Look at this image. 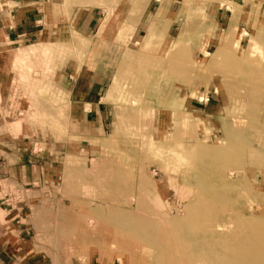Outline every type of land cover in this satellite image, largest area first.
Here are the masks:
<instances>
[{
    "label": "rangeland",
    "instance_id": "1",
    "mask_svg": "<svg viewBox=\"0 0 264 264\" xmlns=\"http://www.w3.org/2000/svg\"><path fill=\"white\" fill-rule=\"evenodd\" d=\"M41 11L47 37L14 60L24 95L0 117V264L161 263L124 215L162 235L173 264H209L195 215L224 237L235 219L264 220V0H49ZM62 72L94 73L107 132L72 126ZM203 90L215 92L205 104ZM214 191L228 203L199 207Z\"/></svg>",
    "mask_w": 264,
    "mask_h": 264
},
{
    "label": "crops",
    "instance_id": "2",
    "mask_svg": "<svg viewBox=\"0 0 264 264\" xmlns=\"http://www.w3.org/2000/svg\"><path fill=\"white\" fill-rule=\"evenodd\" d=\"M48 1L0 0V117L9 116L4 113L7 104L20 101L21 95H24L25 85L22 87L16 80L18 75L14 60L18 62L24 59L22 56L29 47L27 43L32 39L36 41L40 37H47L48 30L37 25L43 18L42 6ZM58 79L55 85L67 98V117L72 119V126L79 122L87 129L103 132L106 124L107 132L111 126L112 107L107 101H102L99 91L96 90L99 83L94 73L84 75L71 72L67 75L62 72ZM107 92L108 90L106 96Z\"/></svg>",
    "mask_w": 264,
    "mask_h": 264
},
{
    "label": "bare ground",
    "instance_id": "3",
    "mask_svg": "<svg viewBox=\"0 0 264 264\" xmlns=\"http://www.w3.org/2000/svg\"><path fill=\"white\" fill-rule=\"evenodd\" d=\"M205 167L207 168V166ZM199 196H200L199 201L201 203L199 207L201 206L206 207L209 201L211 202L221 201V203L223 204L225 202L228 203L227 199L220 197L221 196L220 193H216V192L200 193ZM199 207L196 208L195 210L198 211ZM202 214L200 212V216L198 215L196 217L195 215L193 219H195L198 223H200L201 227L203 228L202 233L204 234L203 237L205 239L204 242L205 244L202 247V249L204 248L203 251H205L203 258L205 261H207L209 264H264V220L263 219L262 220L258 219L249 222L245 220L246 223H238L239 222L238 219H235L232 222V225L236 224L237 230L236 231L234 230L235 232L232 233V235H230L229 237H224L223 234L217 233L215 230L208 233L209 230L207 229L211 225L210 223L212 217L205 215L203 216ZM123 222L125 223L123 230L127 231L129 235L135 233L136 237H141L142 239L148 241L147 244L150 246L151 249H153L156 252L154 256L155 259L157 260L158 257L160 258L159 261L161 263L159 264H173L170 260L171 247L169 246V244L161 240L162 235H160L158 232L155 233V231H153L154 233H151L150 230L147 229V226L144 225L145 223L141 220L137 221L136 223L137 225L134 226L135 219L131 216L129 217L127 215H124ZM214 239H218V240L225 239L227 241V246H224L223 243L219 247L216 245H212V241ZM181 245L182 244L180 242L177 243L178 248H180ZM214 246H216V248ZM219 248L222 249V251L220 250V252L222 253H219Z\"/></svg>",
    "mask_w": 264,
    "mask_h": 264
},
{
    "label": "built area",
    "instance_id": "4",
    "mask_svg": "<svg viewBox=\"0 0 264 264\" xmlns=\"http://www.w3.org/2000/svg\"><path fill=\"white\" fill-rule=\"evenodd\" d=\"M212 94H215V92L214 91H212V92H210V91H202V92H200L199 93V95H198V98H197V102L198 103H207L208 102V100H209V96H211Z\"/></svg>",
    "mask_w": 264,
    "mask_h": 264
}]
</instances>
